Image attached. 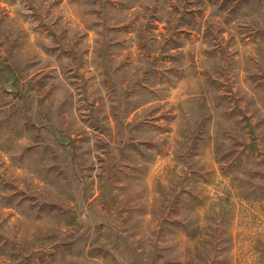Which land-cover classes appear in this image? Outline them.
<instances>
[{
  "label": "rangeland",
  "instance_id": "rangeland-1",
  "mask_svg": "<svg viewBox=\"0 0 264 264\" xmlns=\"http://www.w3.org/2000/svg\"><path fill=\"white\" fill-rule=\"evenodd\" d=\"M0 264H264V0H0Z\"/></svg>",
  "mask_w": 264,
  "mask_h": 264
}]
</instances>
